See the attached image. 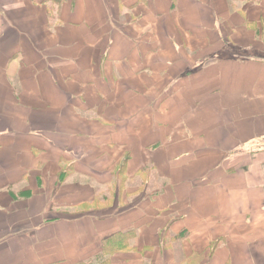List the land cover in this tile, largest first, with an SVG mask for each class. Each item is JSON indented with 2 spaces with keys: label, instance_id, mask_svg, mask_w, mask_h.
I'll return each mask as SVG.
<instances>
[{
  "label": "crops",
  "instance_id": "1",
  "mask_svg": "<svg viewBox=\"0 0 264 264\" xmlns=\"http://www.w3.org/2000/svg\"><path fill=\"white\" fill-rule=\"evenodd\" d=\"M160 1L147 60L114 25L141 0H0V264H79L123 231L106 264H264V62L164 39L175 16L235 43L264 0Z\"/></svg>",
  "mask_w": 264,
  "mask_h": 264
},
{
  "label": "rangeland",
  "instance_id": "2",
  "mask_svg": "<svg viewBox=\"0 0 264 264\" xmlns=\"http://www.w3.org/2000/svg\"><path fill=\"white\" fill-rule=\"evenodd\" d=\"M142 2L139 4L131 5L128 9L124 10L125 13L129 15V18H121V19H115L114 25L115 30H118L120 34L130 35L135 40V46L133 47V50L130 51V55L133 52H139L141 55H143L147 60L155 59V53H159V51L155 50L154 45V37L157 34V29H167L168 23L170 21L169 15H166L164 12H157L155 13V7H158L163 9L167 3L165 1L160 0H141ZM178 8V3L176 0L172 2V10H176ZM140 14V15H139ZM122 20L124 21V26H121ZM143 21L145 22V37L144 38H138L137 35H133L131 33L137 32V30H140L143 28ZM223 21V19H220V22ZM177 22V23H176ZM172 23H176L175 33L178 34L174 35L172 37L168 36L164 39L166 41L171 40L174 44L175 51L172 53H177L178 56L175 57V59L178 58H188V57H194L198 58L197 60H211V66L213 62L219 61V59L223 58H248L252 59L254 58L257 61L264 62V19L257 20L256 22L252 23V21L247 20L244 24L240 26V30L242 32V39L239 41H235V43L232 41V38H229L224 34V29L219 25L218 21H215V24L211 27L204 26V27H195L194 25L189 24V30L184 31L186 29L185 19L179 18V17H172ZM181 25L180 26L178 25ZM128 25V26H125ZM252 28L253 30L259 32L262 35H259L258 39L256 37H252L251 40L249 38H246L245 32L246 30H250ZM231 28H229L230 30ZM197 34H195V32ZM227 31V29H226ZM202 32H205L204 36L201 35ZM229 32V31H228ZM115 33H118L117 31ZM193 36V42H196L197 40H200L201 38H204V40L198 44L206 43L210 46L209 50H202L197 49L195 51L189 50V47L186 45L188 42V39H190ZM225 36V37H224ZM129 37V38H131ZM176 42L178 44H176ZM243 43L239 44V43ZM196 44V43H194ZM249 44V46L244 47L245 45ZM258 47L256 50L251 49L250 47ZM141 48L140 50H138ZM218 48V49H217ZM171 53L167 52L165 53L162 51V58H165V56L170 55ZM127 57L120 58L121 64ZM157 58H160L157 56ZM117 63V62H116ZM154 64V63H153ZM117 68V67H116ZM200 69L202 67H199ZM199 68L195 67V70H198ZM154 66L151 65L150 67L145 66V70L148 74H151V70L154 71ZM150 70V71H149ZM157 72V71H156ZM189 72V71H188ZM187 72V73H188ZM159 73V72H158ZM116 75H121L122 70L117 68L115 71ZM194 264V262H192Z\"/></svg>",
  "mask_w": 264,
  "mask_h": 264
},
{
  "label": "trees",
  "instance_id": "3",
  "mask_svg": "<svg viewBox=\"0 0 264 264\" xmlns=\"http://www.w3.org/2000/svg\"><path fill=\"white\" fill-rule=\"evenodd\" d=\"M130 231H123L121 233L115 234V238H107L102 245L100 251L96 252L93 256L81 260L79 264H106L109 260L110 252L120 248L124 241L122 236H126Z\"/></svg>",
  "mask_w": 264,
  "mask_h": 264
}]
</instances>
